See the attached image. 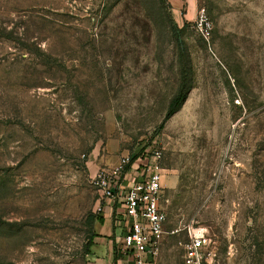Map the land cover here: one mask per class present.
<instances>
[{
	"label": "rangeland",
	"instance_id": "1",
	"mask_svg": "<svg viewBox=\"0 0 264 264\" xmlns=\"http://www.w3.org/2000/svg\"><path fill=\"white\" fill-rule=\"evenodd\" d=\"M152 148L157 264L187 226L210 264H264V0H0V264H125L93 176Z\"/></svg>",
	"mask_w": 264,
	"mask_h": 264
},
{
	"label": "built area",
	"instance_id": "2",
	"mask_svg": "<svg viewBox=\"0 0 264 264\" xmlns=\"http://www.w3.org/2000/svg\"><path fill=\"white\" fill-rule=\"evenodd\" d=\"M193 25L204 38L209 37L211 21L203 8L196 10ZM144 156L147 161L137 169L136 178L130 184L125 183L126 169L119 164L109 169L99 168L93 176L99 195L106 203L115 202L120 208L117 211L120 216H114L113 220L121 229L116 245L119 244L117 251L125 264H157L155 254L165 222V212L159 204L160 151L152 148ZM96 208L99 210L100 205ZM185 235L180 264H210L204 229L187 226Z\"/></svg>",
	"mask_w": 264,
	"mask_h": 264
},
{
	"label": "trees",
	"instance_id": "3",
	"mask_svg": "<svg viewBox=\"0 0 264 264\" xmlns=\"http://www.w3.org/2000/svg\"><path fill=\"white\" fill-rule=\"evenodd\" d=\"M173 33L176 36L177 43H178V52H179L181 67H180L179 79H178L176 90L167 103L163 119H166L169 115H171L173 111L180 105L181 101L184 98V94L186 90V78H185V71H184V65H183L184 64V60H183L184 49L182 46V40L178 38V33H176V30ZM144 147L145 146H143V149ZM115 245L116 244L114 243L113 246ZM118 255H119V252H118ZM128 264H131V263L128 262Z\"/></svg>",
	"mask_w": 264,
	"mask_h": 264
},
{
	"label": "crops",
	"instance_id": "4",
	"mask_svg": "<svg viewBox=\"0 0 264 264\" xmlns=\"http://www.w3.org/2000/svg\"><path fill=\"white\" fill-rule=\"evenodd\" d=\"M117 165V164H116ZM116 165H114V166H116ZM114 166H112V167H114ZM112 167H110V168H112ZM105 168V167H104ZM105 169H109V167H107V168H105ZM137 167L135 166V167H129L128 169H126V171H125V178H127L126 180H125V183L126 184H130L131 182H132V180L134 179V178H136V174H137ZM106 205H107V207L108 208H110V202H107L106 203ZM113 223H114V220H113ZM115 224V223H114ZM116 237V236H115Z\"/></svg>",
	"mask_w": 264,
	"mask_h": 264
}]
</instances>
